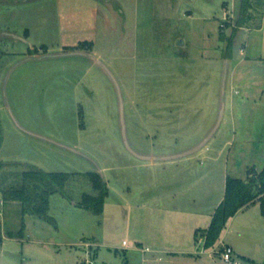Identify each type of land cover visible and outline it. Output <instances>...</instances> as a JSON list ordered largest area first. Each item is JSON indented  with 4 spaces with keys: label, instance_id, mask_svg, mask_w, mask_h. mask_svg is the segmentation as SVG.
Returning <instances> with one entry per match:
<instances>
[{
    "label": "rangeland",
    "instance_id": "374dc122",
    "mask_svg": "<svg viewBox=\"0 0 264 264\" xmlns=\"http://www.w3.org/2000/svg\"><path fill=\"white\" fill-rule=\"evenodd\" d=\"M239 3L0 0V160L77 173L50 197L55 221L28 213L4 237L0 264H166L210 224L227 176L262 168L264 30L235 36L234 70ZM87 171L107 180L102 213L78 205ZM21 216L0 200L4 229ZM232 221L226 242L264 264L259 203Z\"/></svg>",
    "mask_w": 264,
    "mask_h": 264
},
{
    "label": "trees",
    "instance_id": "16d2710c",
    "mask_svg": "<svg viewBox=\"0 0 264 264\" xmlns=\"http://www.w3.org/2000/svg\"><path fill=\"white\" fill-rule=\"evenodd\" d=\"M260 8L264 9V0H240L238 15L234 26L232 25L229 38L230 52L239 28L247 25L253 19L254 11L259 12ZM224 24L225 22L222 26ZM31 50L36 52L37 48L34 47ZM5 166V162L0 160L1 203L5 205L8 202H18L22 216L17 231L4 229L0 219V243L5 236L24 235L25 216L28 213L55 221L54 217L49 214L50 197L56 192L67 195L66 186L77 176L76 172L48 171L35 165H28L22 170L5 168ZM82 174V177L90 182L93 191H84L78 205L95 213H102L109 193L107 180L98 171H87ZM255 202H260L261 214L264 217V166L259 171L255 166L248 167L245 178L228 175L224 197L216 206L209 226L200 231L205 238V247H214L219 242L228 220L239 210Z\"/></svg>",
    "mask_w": 264,
    "mask_h": 264
},
{
    "label": "crops",
    "instance_id": "0c3cea01",
    "mask_svg": "<svg viewBox=\"0 0 264 264\" xmlns=\"http://www.w3.org/2000/svg\"><path fill=\"white\" fill-rule=\"evenodd\" d=\"M264 10V9H263ZM262 15V14H261ZM249 24V23H248ZM245 25V26H242L241 28H239L238 32L241 30V29H246L247 31H261V30H264V11H263V17L260 19L259 22H257L254 25ZM238 34V33H237ZM233 49V48H232ZM242 50V48H241ZM232 52H234V50H232ZM231 52H229V56L231 59H234L235 60V68L234 70L237 71V69L240 67V64L242 62L245 61V59H242L241 56H237V54L233 53V54H230ZM217 126L218 124L216 125L215 127V131H217ZM213 133V132H212ZM211 133V134H212ZM215 133V132H214ZM262 155L264 157V146L262 148ZM264 166V162L262 164ZM255 168L259 171L263 168V166H261L262 168H259L258 166L256 167V164H254ZM248 169V168H247ZM223 199V198H222ZM221 199V200H222ZM221 202V201H220ZM219 202V203H220ZM218 203V204H219ZM257 203H259L260 205V202H255L253 204H251L250 206L246 207V208H243L241 210H239L235 215H233L227 222V224L229 222H233L232 220H234V218L236 217V215L239 213V212H242V211H246L248 210L252 205H256ZM216 208V207H215ZM215 210V209H214ZM214 212V211H213ZM260 213H261V208H260ZM213 214V213H212ZM263 216V215H262ZM212 218V217H211ZM226 224V225H227ZM209 226V225H208ZM206 226V227H208ZM205 227V228H206ZM226 227V226H225ZM204 227H199V228H196L197 230L195 231V237H196V240H194V242H191V243H187L186 246H182L176 250H174L170 253L174 254L172 255L168 260H166V264H223V263H219V261H217L216 258L217 255V248H221L222 249V246L224 244H228V245H231L233 248H234V251H235V255H237L239 258L245 260L248 263H252V264H259V261L257 260V258L255 257L254 253L252 254V252L248 251L247 249L245 248H242L240 245H235L234 242L232 240H230L231 242H226V239H227V234H226V231L223 230V234L221 235V238L219 240V242L214 246V247H211V248H207L205 247V238L204 236L201 234V229H203ZM225 229V228H224ZM199 231V232H198ZM198 232V233H197ZM240 234H243L245 235V231L244 229L240 230L238 229V231ZM238 246V247H237ZM148 250V249H147ZM216 255V256H215ZM222 257V256H220ZM249 259V260H247ZM226 261V260H225ZM150 263H158V259H150L149 260ZM227 263V262H226ZM261 264V263H260ZM263 264V263H262Z\"/></svg>",
    "mask_w": 264,
    "mask_h": 264
},
{
    "label": "built area",
    "instance_id": "2783aa9c",
    "mask_svg": "<svg viewBox=\"0 0 264 264\" xmlns=\"http://www.w3.org/2000/svg\"><path fill=\"white\" fill-rule=\"evenodd\" d=\"M124 244H127L126 241H124ZM222 258L226 260L229 263L232 264H247V262L241 258H239L237 255H235L234 248L231 245L224 244L222 246Z\"/></svg>",
    "mask_w": 264,
    "mask_h": 264
},
{
    "label": "water",
    "instance_id": "95a60500",
    "mask_svg": "<svg viewBox=\"0 0 264 264\" xmlns=\"http://www.w3.org/2000/svg\"><path fill=\"white\" fill-rule=\"evenodd\" d=\"M122 121H123V131H124V135L126 136V126H125V118H124V111H123V109H122ZM214 131H215V129L213 130V132H214ZM126 143H127L128 148H129L131 151L134 152V150L130 147L128 141H126ZM197 148H198V147H197ZM197 148H195V149H193V150H191V151H188V152H186V153H184V154H188V153H190V152L196 150ZM139 156L144 157V158L148 157V156H142V155H139Z\"/></svg>",
    "mask_w": 264,
    "mask_h": 264
}]
</instances>
